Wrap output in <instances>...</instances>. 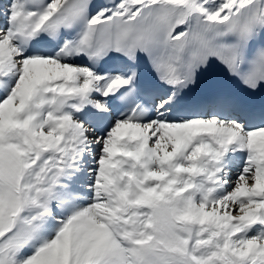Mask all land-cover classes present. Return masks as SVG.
Instances as JSON below:
<instances>
[{
  "label": "snow or ice",
  "instance_id": "6c2138e0",
  "mask_svg": "<svg viewBox=\"0 0 264 264\" xmlns=\"http://www.w3.org/2000/svg\"><path fill=\"white\" fill-rule=\"evenodd\" d=\"M0 264H264V0H0Z\"/></svg>",
  "mask_w": 264,
  "mask_h": 264
}]
</instances>
